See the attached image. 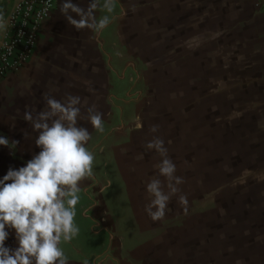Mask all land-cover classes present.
<instances>
[{"label":"rangeland","instance_id":"1","mask_svg":"<svg viewBox=\"0 0 264 264\" xmlns=\"http://www.w3.org/2000/svg\"><path fill=\"white\" fill-rule=\"evenodd\" d=\"M120 1L139 17L136 73L122 96L139 141L123 153V173L100 151L93 171L111 182L103 193L111 207L101 209L116 218L121 237L134 234L135 218L149 241L137 243H146V253L141 245L122 243L127 256L115 258L121 264H264V43L252 52V40L243 41L244 49L237 41L225 48L212 32L195 41L192 17L174 31L171 20L183 18L182 7L191 0ZM220 63L227 68L215 72ZM155 137L164 141L183 180L158 221L145 211L153 177L168 191L157 167L161 157L146 147ZM9 163L0 160V167ZM61 246L74 249L70 241ZM112 257L107 252L99 258Z\"/></svg>","mask_w":264,"mask_h":264},{"label":"crops","instance_id":"2","mask_svg":"<svg viewBox=\"0 0 264 264\" xmlns=\"http://www.w3.org/2000/svg\"><path fill=\"white\" fill-rule=\"evenodd\" d=\"M15 1L0 0V10L9 13ZM54 2L55 8L44 23L37 46L27 64L20 72L0 79V136L7 138L10 144L0 145V160L11 162L0 167V179L9 168L18 170L26 166L27 161L41 151L35 144L38 132L23 117L25 111L35 115L45 110V98L48 96L61 102L69 95L80 97L81 118L78 126L87 128L91 133L86 147L94 153V159L99 151L109 153L113 166L123 173L120 165L123 153L137 148L139 137L135 122L132 121L133 114L129 107H122V96L130 88L136 73L132 61L137 59V11L130 7L124 9L120 0H114L111 13L98 7L97 19L108 15L111 22L96 34L89 29L77 31L60 12L63 0ZM72 2L86 8L89 0ZM103 2L100 0L101 6ZM182 9L185 10V16L171 20L175 24L174 31L181 30L187 18L192 17L190 23L195 26V41L202 38L200 33L212 32L211 35H215L213 40H225L222 41L225 48L237 41L238 46L244 49L243 41L252 40V52L251 48L258 45V41L264 43V0H191ZM72 15L78 19L74 13ZM225 68L220 63L215 67V72H224ZM92 105L104 114L102 132L94 129L86 119L87 108ZM13 141H18L14 147L11 146ZM93 173L92 178L82 182L78 194L80 199L76 205L74 223L79 233L70 241L74 249L71 251L67 246H61V242L59 247L69 264H121L115 257L121 259L127 256L122 243L123 247L128 245L132 249L134 244L146 247V243H137L144 240L148 242L149 238L146 239L144 233H138L135 218L134 234L121 237L116 218H108L101 209L103 206L111 207L103 194L110 181L105 182L103 178H98L100 174L97 173V176L96 172ZM6 230L9 231V237L5 246L14 249L18 246L15 231ZM143 246L139 250L146 253ZM107 252H111L115 260L99 258ZM133 254L143 253L134 250Z\"/></svg>","mask_w":264,"mask_h":264},{"label":"clouds","instance_id":"3","mask_svg":"<svg viewBox=\"0 0 264 264\" xmlns=\"http://www.w3.org/2000/svg\"><path fill=\"white\" fill-rule=\"evenodd\" d=\"M98 7L111 13L114 0H104L102 6L100 0H89L86 8L72 0H63L60 12L77 31L89 29L98 34L111 22L108 15L97 19ZM6 27L7 21L0 15V30ZM45 99V110L35 115L25 111L23 117L38 132L35 144L41 151L26 166L18 170L9 168L0 179V264H69L59 244L61 240L71 241L79 233L74 223L78 194L82 182L94 174V153L86 147L91 133L78 126L79 96L69 95L64 102L51 96ZM103 116L95 105L87 108L86 119L97 131H103ZM157 130L155 125L150 129L153 133ZM17 143L13 141L11 146ZM0 145L10 146L9 140L0 136ZM146 147L160 155L159 175L168 182L167 192L158 177H153L146 186L151 199L145 211L153 221H158L164 218L183 180L175 175L176 166L168 157L162 139L155 137ZM178 199L187 203L185 195ZM6 229L15 231L18 246L14 249L5 246L9 237Z\"/></svg>","mask_w":264,"mask_h":264},{"label":"built area","instance_id":"4","mask_svg":"<svg viewBox=\"0 0 264 264\" xmlns=\"http://www.w3.org/2000/svg\"><path fill=\"white\" fill-rule=\"evenodd\" d=\"M55 8L54 0H16L0 30V79L20 72L33 54L45 21Z\"/></svg>","mask_w":264,"mask_h":264}]
</instances>
